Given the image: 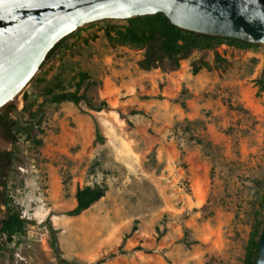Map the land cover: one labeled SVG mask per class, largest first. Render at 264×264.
I'll return each instance as SVG.
<instances>
[{
    "label": "rangeland",
    "instance_id": "374dc122",
    "mask_svg": "<svg viewBox=\"0 0 264 264\" xmlns=\"http://www.w3.org/2000/svg\"><path fill=\"white\" fill-rule=\"evenodd\" d=\"M127 26L79 28L2 109L32 130L15 145L0 137L15 153L9 204L27 222L0 264H60L52 231L71 263H244L264 219V46L193 50L177 69L145 71V50L120 40ZM58 93L91 105L52 104ZM95 186L103 199L65 215Z\"/></svg>",
    "mask_w": 264,
    "mask_h": 264
},
{
    "label": "water",
    "instance_id": "95a60500",
    "mask_svg": "<svg viewBox=\"0 0 264 264\" xmlns=\"http://www.w3.org/2000/svg\"><path fill=\"white\" fill-rule=\"evenodd\" d=\"M163 14L185 31L264 46V0H0V113L79 28ZM255 264H264V221Z\"/></svg>",
    "mask_w": 264,
    "mask_h": 264
},
{
    "label": "trees",
    "instance_id": "16d2710c",
    "mask_svg": "<svg viewBox=\"0 0 264 264\" xmlns=\"http://www.w3.org/2000/svg\"><path fill=\"white\" fill-rule=\"evenodd\" d=\"M128 26L120 32V40L134 47L145 50L144 58L139 66L142 70L150 71L159 67L164 62L169 64L171 69H177L180 61L185 59L193 50H208L220 46H228L240 50L259 47L251 43L236 39L214 37L203 34H197L182 30L172 25L163 14L151 16L136 17L127 20ZM73 34L60 40L47 54L41 68L49 62L55 54L63 48L64 44ZM193 74H198V69L193 66ZM261 91H264V72L263 78L258 83ZM84 101L89 107V99L84 95L76 93H58L54 95L50 102L52 104H61L64 102L79 105ZM15 110L14 106L8 107L6 112L0 113V137L15 145L18 141V135L26 131L30 134L32 129H23L12 118L11 114ZM97 140L102 141L98 127L96 126ZM15 159V153L12 151H0V207L1 204L6 207V212L2 214L0 209V237H6V241L0 246L3 250L13 242L17 234L26 233V220L16 213L10 206V200L7 196L8 173ZM105 186L85 187L78 189L75 195L76 206L65 215L69 217L81 216L89 210L95 203L99 202L106 195ZM263 221L257 222L251 233L250 240L246 248V255L243 264H255L258 253L259 238L263 227ZM52 248L57 255L60 264H80L71 263L62 258V252L58 246L56 231H52Z\"/></svg>",
    "mask_w": 264,
    "mask_h": 264
},
{
    "label": "crops",
    "instance_id": "0c3cea01",
    "mask_svg": "<svg viewBox=\"0 0 264 264\" xmlns=\"http://www.w3.org/2000/svg\"><path fill=\"white\" fill-rule=\"evenodd\" d=\"M146 177H147V179L149 178L148 180H151L152 179V176L151 175L148 177V174H146Z\"/></svg>",
    "mask_w": 264,
    "mask_h": 264
},
{
    "label": "flooded vegetation",
    "instance_id": "af4514ba",
    "mask_svg": "<svg viewBox=\"0 0 264 264\" xmlns=\"http://www.w3.org/2000/svg\"><path fill=\"white\" fill-rule=\"evenodd\" d=\"M2 114V113H1ZM1 152H4V151H2V150H0Z\"/></svg>",
    "mask_w": 264,
    "mask_h": 264
}]
</instances>
